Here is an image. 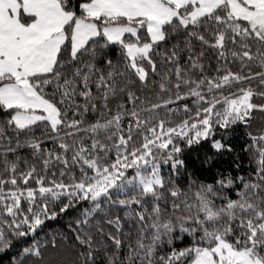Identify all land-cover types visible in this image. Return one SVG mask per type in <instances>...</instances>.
Segmentation results:
<instances>
[{"label":"snow or ice","instance_id":"obj_1","mask_svg":"<svg viewBox=\"0 0 264 264\" xmlns=\"http://www.w3.org/2000/svg\"><path fill=\"white\" fill-rule=\"evenodd\" d=\"M255 111L264 0H0V264H264Z\"/></svg>","mask_w":264,"mask_h":264},{"label":"trees","instance_id":"obj_2","mask_svg":"<svg viewBox=\"0 0 264 264\" xmlns=\"http://www.w3.org/2000/svg\"><path fill=\"white\" fill-rule=\"evenodd\" d=\"M155 102V101H153ZM252 128L253 130L258 129L260 127H264V113H261L259 111H255L252 116ZM243 132V126H240L237 128L236 133H235V138L234 142L237 144L238 149L240 146H242L243 143L246 142V138L240 139L239 137L241 136V133ZM39 134V133H37ZM48 147H52L51 143H48ZM238 154L241 157V160L243 161L245 167L247 166V159H246V153L243 152H238ZM51 175V173H49ZM55 179H59V169H56V176L53 177ZM64 181L67 183V177H64ZM29 186H34L30 184ZM69 217L65 216L62 219H57L55 221H49L47 222V226L51 229H64L67 225Z\"/></svg>","mask_w":264,"mask_h":264}]
</instances>
